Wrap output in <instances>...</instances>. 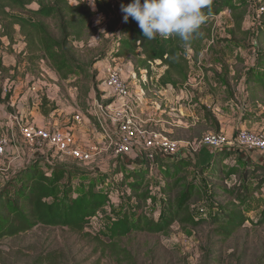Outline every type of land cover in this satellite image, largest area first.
<instances>
[{
  "label": "trees",
  "instance_id": "16d2710c",
  "mask_svg": "<svg viewBox=\"0 0 264 264\" xmlns=\"http://www.w3.org/2000/svg\"><path fill=\"white\" fill-rule=\"evenodd\" d=\"M71 1L76 4L71 5ZM116 3L118 13L111 12L108 0H97L95 11L82 0H0V40L6 38L10 43L16 38L23 40L30 61L44 62L60 81H68L76 74L81 78L92 77L90 67L95 63L104 59L123 58L132 64L136 74L143 71L148 77L154 64L160 66L163 72L157 80V87L179 90L188 82L190 64L197 63L201 55L207 58L215 53L213 48L220 42L213 38L215 18L227 13L230 24L225 32L227 37L221 42L235 51L244 49L243 46L248 44L249 49L255 50L256 57L243 76L244 60L237 54V68L239 65L241 67L235 69L234 75L230 77L229 66L225 61L228 55L214 56L216 63L212 64L219 66L220 71L214 72L209 67L208 70L203 69L211 73V79L208 76L205 82L217 81L227 99L236 93V81L240 80L243 94L257 97L263 93L264 12L260 14L256 28L244 29L243 24L250 14L248 1L236 3L235 0H212L211 8L204 9L206 20L199 34L187 46L176 36L167 39L157 36L152 41L146 40L131 17L127 23L122 22L120 6H127L131 0H116ZM253 4L261 7L264 0ZM30 5L37 8L28 10ZM95 12L110 19L104 32H99L92 25ZM93 35H97L101 41L96 49L97 58L84 62L74 43L85 45ZM2 72H6V69L0 63V74ZM73 86L77 87L75 84ZM85 95H89V90ZM10 96L11 93H8L2 99L0 95V103L7 104ZM201 110L204 121L210 125L213 133H219L218 122L210 110L204 105ZM239 154L237 150H217L201 162L158 154L152 163L147 162L142 154L143 163L131 167L117 160L111 171H95L93 177L99 180L100 187L91 177L88 186L84 183V187L78 190L75 186L78 182H84L82 178L87 177L86 172L76 167L53 166L33 160L2 177L0 240L19 236L37 227L65 228L73 233H83L94 221L101 219L107 223L103 225L104 232L100 236L110 246H115L133 233L167 237L174 224L185 230L207 220L215 225V235L226 240L248 221L240 211L249 196V190L242 182L245 183L249 175H258V181L253 178L255 185L264 187V168L247 163ZM230 158H236L235 165L224 168L222 165ZM193 170L195 174L204 176V179L224 181L238 176L242 182L230 187L212 186L213 189H209V186L206 190L198 183L196 176L190 177ZM151 172H154L158 181L154 187L150 181L153 177H149ZM107 181L113 188L119 187L116 196L122 197L125 204L116 217L106 214V210L113 205L110 196L114 191L111 188L102 189ZM221 193L235 197L225 205L214 203ZM206 200L210 203H205ZM198 203H201V208L197 209L198 215H195L192 207ZM149 209L150 214L145 212ZM156 209L159 210L158 218L155 217ZM208 209L212 213H208ZM252 224H264V208L256 223ZM119 253L129 257L124 249H119Z\"/></svg>",
  "mask_w": 264,
  "mask_h": 264
},
{
  "label": "rangeland",
  "instance_id": "374dc122",
  "mask_svg": "<svg viewBox=\"0 0 264 264\" xmlns=\"http://www.w3.org/2000/svg\"><path fill=\"white\" fill-rule=\"evenodd\" d=\"M240 1L241 0H235L236 3ZM242 1H248L250 4V14L244 22L243 28L254 29L259 21L258 19L260 15L258 9L260 7L253 4L250 0ZM70 4L74 5L76 3L75 1H71ZM261 7H264V5ZM36 8L37 6L35 5L27 7L28 10L33 11ZM215 19L217 20V24L214 25L213 38L220 42L214 46L213 52L215 53L208 58L209 60H205L207 58L202 57V61L199 65V68L201 69L208 70V68H205V65L211 63V61L216 63L214 56H221L222 54L233 56L235 53L233 48H228L224 46L223 42H221L222 39L227 37L225 32L230 24H228V14L223 13ZM109 20V18L102 15L99 20L94 21L93 25L98 28L97 30L99 32H104L105 25L108 24ZM92 38H95V40ZM18 40L19 39L16 38L15 41L17 42ZM4 41L7 43L9 42V40L7 41L6 39H4ZM100 42L98 36L93 35L85 45L81 43L74 44L79 51L81 59L84 62H90L94 58H97L96 49ZM22 48L23 47L13 50L6 44V46H3V48L0 49V62L4 64V66H2L1 63V67L6 69V72L1 73L2 80H6L4 83L5 85L10 84L13 80L12 77L19 75V72L22 71L25 74L27 73L28 76L33 77L32 81L37 83L38 80H42L39 75H44V71L47 72L49 70L44 62H38L35 60L30 61L29 54L26 52L25 48H23L24 50L22 51ZM243 48L245 50L249 49V45L246 44ZM9 58L15 60V64H13L14 66L5 65V62L9 61ZM94 65L90 67L92 77L81 78V76L76 74L67 82L63 83L68 91L66 97L68 105H72L76 101L86 117H88L85 112V110H87L86 106L88 105H84L88 99V95H85L86 91L89 90L90 94L92 90H95L97 94L93 95L94 98L102 99V94H100L102 89L101 75L99 76L97 68L93 67ZM193 65L195 67H193ZM191 67L193 70H197L198 68L193 62L191 63ZM240 67L241 65H239L237 69H240ZM162 72L163 68L160 66L155 64L152 66L151 75L149 77L146 75L151 88L153 87L150 84L152 82V80H149L150 77L153 78L154 85H157V82H154V79L156 77L159 78ZM138 75L139 74H137V80H139ZM209 79H211V75H209ZM49 81L51 80L49 79ZM53 83L55 82L53 81ZM74 84L77 87H74ZM74 93L77 95L75 100ZM153 111L156 110L153 109ZM88 118L90 119L91 125L94 126L95 132L101 136L100 142L108 148L99 123L92 121L91 116ZM207 129V126L195 127L194 133L192 134L193 139L185 140L189 141L186 143H190L193 146L192 150H190L191 155L198 156L200 151H203L199 142L202 136L207 133ZM156 132H159L176 142L178 141L175 140V138H186V134L182 132ZM8 147H10V154L6 155L8 159L14 158L17 155L22 158V152L30 156V154L37 151L36 149L31 150L28 148L20 134H18L17 139H9ZM96 147L98 148L99 146L96 144ZM40 149L38 151L43 152L44 155H46V153L51 155L54 153V150L46 146ZM106 154L110 157L108 160H104L103 157L101 160L95 159L94 162L89 161L85 164L79 163L80 169L84 170L82 172H86L85 175L87 177L82 178L85 179L83 183L78 182L77 186H75L76 190L84 187V183L88 186L89 181L92 179V181L97 183V186L100 187L99 180H96V178L93 177L95 171L90 170L91 165H96L97 162H99L97 165L101 167L105 166V170L111 171V169L115 168L117 160H121L122 163L126 164L125 159L123 160L115 157L111 149L108 148ZM235 160L236 158H230V160L224 162L222 166H224V168L232 167L235 165ZM7 162L8 160L0 159V180L3 175H7L12 169V166L7 164ZM193 176L197 177L198 183L206 190H208L209 186V189H213L212 186L227 185L230 187L238 186L239 181L242 182L239 180L238 176L224 181H217L213 178L204 179V176L201 174H195L194 170L190 177ZM249 176L246 178L245 183L244 181L242 182L243 184H246V188L249 190V196L246 199L244 206L240 208L241 213L248 219V221L226 240H222L215 235V225L207 220L205 223H202L197 227H188L185 230H182L177 224H174L171 228L170 235L167 237L150 233H133L127 238L121 239L115 246H110L106 244L107 240L103 236H100V233L103 231V225L107 223L101 219L94 221L91 226L84 230L83 233H73L65 228L37 227L19 236L9 239H1L0 264H264V224H252L256 223L260 212L264 208V187H258L255 185V180L258 181V178H256L258 175H255V177L251 175ZM149 177H151L150 179L153 177V180H150L152 187L156 186L158 181L156 180L157 177L154 175V172H151ZM253 178H255V180ZM254 187H256V189H254ZM105 188H111L114 190L110 196L113 205L110 209L106 210V214L116 217L125 206L123 198H118L116 196V194L118 195L119 193V187L113 188V186L107 181L102 189ZM234 197L235 195L231 196L227 193H221L214 203L225 205L226 203L233 201ZM205 203L208 204L210 201L206 200ZM200 205L201 203H198L192 207L195 215H198L197 209L201 208ZM145 212L148 214L151 213L150 209L145 210ZM208 213H212V210L208 209ZM155 217H159L158 209H156ZM119 249H124L129 254V257L120 254Z\"/></svg>",
  "mask_w": 264,
  "mask_h": 264
},
{
  "label": "crops",
  "instance_id": "0c3cea01",
  "mask_svg": "<svg viewBox=\"0 0 264 264\" xmlns=\"http://www.w3.org/2000/svg\"><path fill=\"white\" fill-rule=\"evenodd\" d=\"M216 24L217 20L215 21V25ZM4 39L6 38L0 40V49L9 43L4 41ZM209 45L210 42L208 43V46ZM237 54L244 60V70H242L243 76L248 72L256 57L253 48L246 50L237 49L233 56H226L225 61L229 66L230 77L234 75V71L237 69L238 64H236L235 60ZM208 57L205 60H209ZM201 58L202 55L199 57L198 62L195 63L198 67L197 70H193L191 67L187 84L184 88L179 90H174L171 87L159 88L156 84L154 85L153 78L150 77L149 80H152L150 84L153 87L151 88L149 81H147L148 78L143 71L139 73V80H137V74L134 72L132 64L126 59L117 58L99 61L95 63L93 67L97 68L99 76L101 75L102 89L100 94H102V99H95L93 95L97 93L95 90H92L84 105H88L89 107L101 105L106 112H111L123 104L122 100L114 98L110 94L103 81V67L111 63L119 70L121 78L128 84L132 94V100L134 105H136L137 120L144 129L167 133H172L174 131L186 134V138H175L180 145L179 154L177 153L175 155L177 158L186 157L201 162L202 159L207 158V156L213 152L207 147H201L203 151H200L199 155L197 157L195 155L194 157L191 155L190 151L193 147H188L187 144L190 143H186L189 141H185L193 139L192 134L194 133L195 127L208 126L207 133L213 132L210 125L203 119V112L201 110V106L203 105L210 110L213 117L218 122L219 132L227 136H233L239 130L264 133V90L263 93L257 97H250L249 94L242 93V81L240 80L238 82L236 81V93H234L232 98L227 99L224 89L217 81L205 82V79L208 78L211 73L209 71L204 72L203 69L199 68ZM212 63L213 61L207 63L205 68L209 67L213 69L214 72H219V66L213 65ZM6 64L7 66L13 65L15 64V60L9 58V61L5 62V65ZM2 66H4L3 63ZM193 67L195 66L193 65ZM39 76L42 80H38L37 83H34V81H32L33 77L28 76L27 73L25 74L23 71L19 72V75L12 77L13 80L10 82L11 96L9 102L7 104L0 103V126H4L9 113L14 110L13 106H17L23 117L36 127L72 131L80 149H96V151L92 153L90 162H94L95 159L101 160L103 157L104 160H108L110 158L109 155L106 154L108 148L100 142L101 136L95 132L94 126L91 125L90 119L88 118L91 116L89 115L90 110H88L90 108L86 106L87 110H85V112L88 115V117H86L76 101L72 105H68L66 98L68 91L63 84L67 81H60L52 71H44V75L40 74ZM49 79L51 81H49ZM157 80L158 78L156 77L154 82H157ZM53 81L55 83H53ZM5 82L6 80L0 78V91L1 88L5 86ZM230 85L232 86L231 81ZM34 87L36 88V92L31 91ZM76 96V93H74V100ZM153 109L156 111H153ZM73 115H79L81 121L78 123L74 122ZM92 117L93 116H91V120L97 122L95 118ZM101 119L105 121L103 116ZM18 134L19 132L15 131L10 134V138L12 140L17 139ZM96 144L99 146L98 148ZM36 150L37 151L30 154V156L22 152V158L17 155L11 159L5 156L4 159L8 160L7 164L12 166L11 170L26 163H30L33 160H40L53 166H62L66 168L76 167L80 169V162L70 157L59 155L55 151L52 155L49 153L44 155L43 152L38 151L39 149ZM140 151V146L136 145L130 152V156L121 159H125L126 165L131 167L139 165L144 161V157L139 154ZM237 151L240 153L239 156L242 160L247 163L257 164L264 168V155L251 151ZM99 152L102 154L100 155ZM8 154H10V147L6 149V155ZM97 164H99V162H97ZM97 164L91 165L90 170L108 172V170L104 169L106 168L105 166H102V169V167ZM1 182L2 178L0 180V183Z\"/></svg>",
  "mask_w": 264,
  "mask_h": 264
},
{
  "label": "built area",
  "instance_id": "2783aa9c",
  "mask_svg": "<svg viewBox=\"0 0 264 264\" xmlns=\"http://www.w3.org/2000/svg\"><path fill=\"white\" fill-rule=\"evenodd\" d=\"M82 1L89 6L87 0ZM257 1L251 0L252 3ZM108 3L111 12L118 13L116 0H108ZM262 12H264V7L258 9L259 15ZM101 17L102 14L95 12L92 17V25L95 20H99ZM7 45L13 50L21 47L26 48L25 42L21 39L17 42L14 40L13 43ZM103 72L106 88L114 98L122 100L123 104L111 112H106L101 105L90 106L89 115L99 123L107 146L112 150L114 156L117 158L127 157L136 145L141 148L139 154H143L149 163H152L158 154L175 156L180 151L178 142L154 130L144 129L138 122L130 89L126 81L121 78L119 70L113 64L108 63L104 65ZM31 91L36 92V88H32ZM10 92V84H6L1 88V98L4 99ZM13 109L4 126H0V159L5 158L10 134L15 131L19 132L22 140L31 150L47 146L59 155L70 157L80 163H86L92 159V153L96 149H80L72 131L38 128L23 117L17 106H13ZM102 116L105 121L101 119ZM73 120L78 123L81 121V117L75 115ZM199 145L212 151L241 150L264 155V133L239 130L235 135L227 136L221 132H209L201 138ZM187 146L191 147L192 144H187Z\"/></svg>",
  "mask_w": 264,
  "mask_h": 264
},
{
  "label": "clouds",
  "instance_id": "9594fccd",
  "mask_svg": "<svg viewBox=\"0 0 264 264\" xmlns=\"http://www.w3.org/2000/svg\"><path fill=\"white\" fill-rule=\"evenodd\" d=\"M87 3L96 10L95 0ZM211 4L212 0H131L127 6L121 4L120 12L122 22L127 23L130 17L137 22L146 40L176 36L187 46L199 34L206 20L204 9H210Z\"/></svg>",
  "mask_w": 264,
  "mask_h": 264
}]
</instances>
